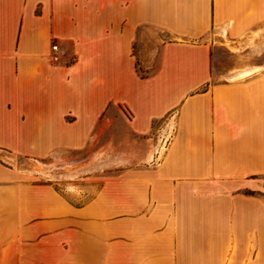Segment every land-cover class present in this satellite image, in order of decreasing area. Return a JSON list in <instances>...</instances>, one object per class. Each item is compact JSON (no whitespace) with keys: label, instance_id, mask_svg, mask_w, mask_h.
Listing matches in <instances>:
<instances>
[{"label":"crops","instance_id":"obj_1","mask_svg":"<svg viewBox=\"0 0 264 264\" xmlns=\"http://www.w3.org/2000/svg\"><path fill=\"white\" fill-rule=\"evenodd\" d=\"M261 21L264 0H0V264H264V68L211 78L217 37ZM141 25L170 33L147 77ZM110 103L163 119L150 164L77 204L15 160L91 166L70 153Z\"/></svg>","mask_w":264,"mask_h":264},{"label":"rangeland","instance_id":"obj_2","mask_svg":"<svg viewBox=\"0 0 264 264\" xmlns=\"http://www.w3.org/2000/svg\"><path fill=\"white\" fill-rule=\"evenodd\" d=\"M249 37H235L224 32L217 37L212 49L211 78L222 77L228 70L249 66L264 68V21L259 22ZM170 33L160 27L141 25L132 46L137 74H150L159 65L162 43ZM75 56V55H74ZM69 61H73L72 56ZM130 112L116 103H110L104 118L94 127L91 145L70 153V156L92 162L87 166L69 163L53 155L43 158L14 156L17 163L35 170L37 181H55L62 191L77 204L83 203L99 186L104 176L116 174L134 165L152 162L156 148L163 149L166 135H157L163 119L152 122L148 133H138L129 124ZM63 156V155H62ZM67 154V157H70ZM115 264H138L125 258Z\"/></svg>","mask_w":264,"mask_h":264},{"label":"built area","instance_id":"obj_3","mask_svg":"<svg viewBox=\"0 0 264 264\" xmlns=\"http://www.w3.org/2000/svg\"><path fill=\"white\" fill-rule=\"evenodd\" d=\"M52 49L58 51V49H59L58 44L57 43H53L52 44ZM51 57H52L53 60L58 61L60 59V54L55 52V53L51 54Z\"/></svg>","mask_w":264,"mask_h":264},{"label":"trees","instance_id":"obj_4","mask_svg":"<svg viewBox=\"0 0 264 264\" xmlns=\"http://www.w3.org/2000/svg\"><path fill=\"white\" fill-rule=\"evenodd\" d=\"M155 71H156V70H155ZM155 71L151 72L150 74H141V73H140V76H141V77H147V76L152 75Z\"/></svg>","mask_w":264,"mask_h":264}]
</instances>
